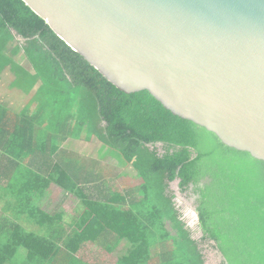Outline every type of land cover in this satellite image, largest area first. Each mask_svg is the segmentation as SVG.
I'll return each instance as SVG.
<instances>
[{
    "label": "trees",
    "instance_id": "1",
    "mask_svg": "<svg viewBox=\"0 0 264 264\" xmlns=\"http://www.w3.org/2000/svg\"><path fill=\"white\" fill-rule=\"evenodd\" d=\"M19 50L35 69L33 74L12 60ZM0 55L11 58L7 60L16 69L15 84L32 88L41 81L38 93L52 96L45 115L50 108L53 115L63 116L73 95L85 89L86 96L74 100L79 110L75 136L83 131L87 137L94 135L120 164L132 162L145 185L132 194L129 209L123 205L125 196L113 193L99 206H90L85 225L62 245L0 215V264H87L76 257L81 246L101 244L112 252L122 242L120 264H146L154 258L204 264L201 246L206 242L221 255L219 264H264V161L224 145L205 128L172 113L147 90L127 93L117 88L23 0H0ZM6 112L0 106V120ZM34 119L16 116L10 132L17 134L7 138L8 147L18 153L16 159L29 158V167L48 163L47 145L55 151L60 138L50 131L58 133L66 126L64 118L57 122L51 116L43 123L41 117L37 125ZM21 131L25 136L18 135ZM36 148L41 155L32 159ZM40 166L36 168L44 182L38 191L29 190V200L22 198L26 191L15 196L2 188L0 198L6 199V209L14 204L15 216L25 213L24 218L41 220L48 228L55 218L38 204L52 182L68 194L87 197L58 163L49 171ZM176 180L180 192L195 196L199 238L181 217L170 187ZM106 227L116 236H104L106 241L99 243L98 234Z\"/></svg>",
    "mask_w": 264,
    "mask_h": 264
},
{
    "label": "water",
    "instance_id": "2",
    "mask_svg": "<svg viewBox=\"0 0 264 264\" xmlns=\"http://www.w3.org/2000/svg\"><path fill=\"white\" fill-rule=\"evenodd\" d=\"M108 81L264 161V0H23Z\"/></svg>",
    "mask_w": 264,
    "mask_h": 264
},
{
    "label": "crops",
    "instance_id": "3",
    "mask_svg": "<svg viewBox=\"0 0 264 264\" xmlns=\"http://www.w3.org/2000/svg\"><path fill=\"white\" fill-rule=\"evenodd\" d=\"M23 55H25V54L23 53ZM0 58H1V61H4V59H6V60L8 59L10 61V59L5 57V56L3 57L0 55ZM9 61L4 62L6 64V66L11 65L9 63ZM27 61H28V59H27ZM17 62H15V63L18 66H20L22 69H25L24 63H19V60H17ZM29 66H30V68H27L25 70L27 72H29L30 74H33L35 69L30 64V62H29ZM9 68H11L10 69L11 71L7 70L8 73L5 74L4 79L0 76V82L4 81V84L0 83V106L7 110V112L3 114V119L0 120V143H1V146H0V173H1L0 189L1 188L2 189H9L11 194H14L15 196H21L22 192L17 193L14 186L16 185L18 178L21 176L22 172L29 171L31 174L33 173V175L37 174L41 177L43 176V174H41L39 172V170L36 168V167L40 166L39 162H38L39 165L37 163H35V166L32 165V167H29L28 166L29 158H26V160L24 162H22L20 159L19 160L16 159V157L18 155L16 150H14L13 147L9 148L10 145H9V143H7V138H11L12 136L14 137V135L17 134V133L16 134L13 133V131L10 132V129L12 128L11 123L14 122L13 121L14 118L17 116L19 118L22 117L23 119H25V117H27L28 119H32V117H34L35 118L34 119L35 124L37 125V122H39L41 117L43 119H41L40 122H42L45 119V121L43 123H47L48 119L52 116L57 122H59V120H62L64 118L66 126L63 130L60 129V131L58 133L54 132L55 130L50 131L52 134H54L56 136H60V138L57 139L55 151L53 150L54 152L52 151V146L47 145V151L49 152L48 153L49 154L48 155L49 161L46 165L40 166L41 169L43 171H49L54 167L55 162L58 163L62 167V169L69 175V177L73 178L76 185L82 189L83 193L87 197L85 199L87 201H90L91 203L95 202V203L100 204L102 199H104L106 196H111V193H113L115 195L113 186H112L110 181H107L106 179L91 180V179L98 178L99 176H97L94 171H92V172L89 171V169H90L89 160H85L83 158L82 159L80 158V160H79V159L75 158L76 159V160H74L75 162L74 163L71 162L70 165L68 166V168H66L64 165H62L61 162H59L57 160V155L63 156L64 154L69 153L70 148H69L68 143H70V142H78L76 144L75 148L78 146H82L84 144L90 145V146H93V144H96L95 145L96 147H98V145H99V147L96 148V150L102 151V152H100L101 155H99L100 159H104L106 156L112 157V155L110 153H108V151H106V147L103 145V143H101L94 135H92L91 137H87L86 132L83 131L80 133V136H78V137L75 136V133H76V131H74L75 120H76V117L78 115L79 110L77 107H74V105H75L74 100H79L81 98H84L87 94L86 90L83 88H80L79 91L77 92V95H73V97L71 98L70 104H68V107L62 109L61 114L63 116L60 117V116L53 115V113L50 112V108H48L49 109L47 111L48 113H46V115H45V114H43V110H45L47 107H49V103L51 102L52 96L48 99V97L45 98L48 94L38 93L39 89L41 88V86H40L41 81L39 82V80H38V83L35 84L32 88L30 86H25L24 84L23 85L15 84L14 80L16 78V69L14 68L13 65H11ZM21 68H19V69H21ZM0 72H1V70H0ZM5 95L11 96V98L6 99V97H4ZM10 99H13V100H10ZM4 101H6V102H4ZM71 103L73 106L71 105ZM42 114L45 116H41ZM37 129L38 128L36 127V131H37ZM23 131H25V130H23ZM23 131L18 133V135H23ZM26 131H27L25 134L26 136L31 133L29 128ZM25 135H23V136H25ZM28 149H30V148H28ZM38 150L39 149L36 148V152L32 153V159H36V156L41 155V153H39ZM83 153H81L80 155H82ZM112 158H114V157H112ZM77 161H79V162H77ZM127 165H128V169L132 168V164L129 165V163H128ZM126 168H127V166H126ZM17 172H21V173H20V175L15 176L14 174H16ZM130 172L132 173L131 170H130ZM76 173H78V174H76ZM119 176H121V174L117 175V177H119ZM32 177L34 178V176L28 177L29 182L27 181L28 183L25 185V189L23 190V191H26L25 196L22 195V198H24V200H29V198L31 196V192L29 191L30 189H32V191H38V189L40 188V186H42V184L44 182V176H43V180L41 181V183L36 184V187H34V188L30 187V180ZM128 180H129V182L132 181V175L130 176V178ZM34 185H35V183H34ZM91 186H93V187H91ZM131 187H132V184L130 183L129 184V190H126V192H124L122 194L125 196V200H123V202H124L123 205L124 206L126 205L127 209L131 208L130 204L132 203V189H131ZM89 188H95V190L97 191L96 195L98 194V196H96V197L91 196L94 200L88 198L87 194L85 193V189H89ZM126 188H127V185H126ZM54 193H56V197L58 195L61 196L60 197L61 200L63 199L62 196H64V197H66L65 199H67V200L69 199V200H73L74 202L76 201L77 196H73L70 193L68 194L65 190H63L58 185H56L55 183L52 182L49 185L48 189L46 190L45 196L43 197V199L38 204L40 206V208H41V204L44 201V199H46L49 196H52ZM9 195H10V193L6 194L5 196L8 198ZM14 195H12V196H14ZM122 195H120V196L117 195V196L122 197ZM98 200H100V201H98ZM0 201H2V202H0V204H1L0 215H2L4 217L13 218L14 220L21 223L23 227H25L27 230H29L31 232H34L36 234H43V235L52 236L53 238L56 239V242H58L60 245H62V244L60 243L61 240H60V242L57 241L58 236H63V235L66 236V239L64 240V241H66L68 239V237H71L72 235H74L76 231L81 230V228L85 225V223L87 222V220L90 217V213L84 212L82 215L77 213L78 216H76V215L71 216L70 222L68 223V228H64L62 223H61V220H57L58 218H56V215L51 214L55 218L54 225L52 227H48V228L47 227H41V224H40L41 220L35 221V220L29 219V218L26 219V218H24V217H26L25 213L22 216H19V215L15 216L12 212L14 204L12 203L13 206H12V209L10 210L8 208L6 209V206H7L6 199L0 198ZM79 206L81 207L83 205L80 203ZM89 207L90 206H86V208H85L88 212H90ZM80 218H82V219H80ZM84 218H85L84 223H82L81 225L78 226L80 220L82 222L84 220ZM73 225H74V227H72ZM104 236H107L110 238V240H113L114 237L116 236V233L113 229H111L109 227L102 229L100 235L98 234L99 243H103V241H106ZM88 244H93L96 248L104 250L107 253L111 254L112 256L118 258V255H120V253L122 251V247L125 244V242L120 243L112 252H108V250L103 248L101 244H97L98 247L94 243H87L83 246H86ZM83 246H81V247H83ZM76 257H78V256H76ZM78 258H80V257H78ZM81 260H83V259H81ZM84 262H86V261H84Z\"/></svg>",
    "mask_w": 264,
    "mask_h": 264
},
{
    "label": "rangeland",
    "instance_id": "4",
    "mask_svg": "<svg viewBox=\"0 0 264 264\" xmlns=\"http://www.w3.org/2000/svg\"><path fill=\"white\" fill-rule=\"evenodd\" d=\"M16 59L19 60V63H24L25 69L30 68L29 62L24 57L22 50H19V52H17V54H15L12 57V60H14L15 62H17ZM6 61L8 60L4 59V61H1V58H0V69H1L0 76L3 79L5 77V74L8 73L7 70L11 69L9 68L11 65L6 66V64L4 63ZM0 83L4 84V81ZM4 97H6V99L11 98V96H8V95H5ZM10 100H13V99H10ZM74 131H75V128H74ZM77 143L78 142L68 143L69 148H70L69 153H66L63 156L57 155V160L61 162L62 165H64L66 168H68L71 162L73 163L75 162L74 161L76 160L75 158L79 160L80 158L89 160V165H90L89 171L91 172L94 171L96 175L99 176L98 178L91 179V180L106 179L107 181H110L113 186L116 196L117 195L120 196L124 192H126V190H129L130 183L132 184V187H131L132 194L139 191V189L145 186L142 179L138 176L134 166H132L131 169H128L127 164H119L118 161H116L114 158L109 157V156H106L104 159H100L99 155H101L100 152L102 151L96 150V148H98L99 145L98 147H96L95 146L96 144H93V146L84 144L82 146H78L75 148ZM106 149L109 150L108 148ZM81 153L83 154L80 155ZM131 164L132 162L129 163V165ZM130 170L132 171V173L130 172ZM20 173L21 172H17L14 175L15 176L20 175ZM120 174L121 176L117 177V175H120ZM131 175H132V181L129 182L128 179L130 178ZM31 176H34V178L32 177L30 180V187H33V188L36 187V184L41 183V181L43 180V176L41 177L37 174L33 175V173L31 174L29 171L22 172L21 176L18 178L16 185L14 186L17 193H21V191L25 189V185L29 182L28 177H31ZM126 185H127V188H126ZM170 187L172 189V193L175 194L174 199L176 200L178 207L180 209V212L182 213L181 217L184 219L188 227L193 231V234H192L193 237L199 238L201 236V232L197 228V212L195 209L196 207L195 196L192 194L191 191L180 192L177 186V180L172 182ZM85 193L87 194L88 198L92 200H94L92 197L98 196V194L96 195L97 191L95 190V188L85 189ZM60 197L61 196L59 195L56 197V193H54L52 196L47 197L42 202L41 209L49 214H55L56 218H58L57 220H61V223L64 228H68V223L70 222L71 216L73 215L78 216V214L82 215L84 212L90 213L85 209L86 206H99V203H95V202L91 203L90 201H87L86 199L82 200L79 197H76L75 202L73 200L65 199L66 197L64 196H62L63 199L61 200ZM80 203L83 205L81 206L82 208L79 206ZM124 207L127 208L126 205ZM84 221H85V218L82 222L80 220L78 226L84 223ZM72 227H74V225ZM65 239H66V236L64 235L58 236V240L59 241L61 240L60 242L61 244ZM54 240L56 239L54 238ZM201 247L203 248L202 252L204 254V259H205L204 264H219L220 263L221 255L211 246L210 242L203 243ZM154 251L160 252V249L156 248V250ZM76 256L86 261L87 264H120V262L117 260L116 257L112 256L111 254L107 253L104 250L96 248L93 244H88L86 246L81 247L76 252ZM147 264H172V263L166 262V261L161 262V259L154 258V260L148 262Z\"/></svg>",
    "mask_w": 264,
    "mask_h": 264
}]
</instances>
